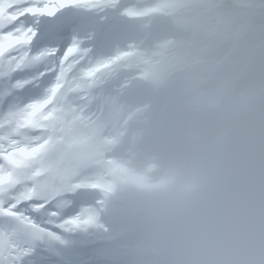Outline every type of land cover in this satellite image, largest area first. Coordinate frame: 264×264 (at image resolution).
<instances>
[{"label": "clouds", "instance_id": "1", "mask_svg": "<svg viewBox=\"0 0 264 264\" xmlns=\"http://www.w3.org/2000/svg\"><path fill=\"white\" fill-rule=\"evenodd\" d=\"M121 224L131 264H264V85L203 110Z\"/></svg>", "mask_w": 264, "mask_h": 264}, {"label": "bare ground", "instance_id": "2", "mask_svg": "<svg viewBox=\"0 0 264 264\" xmlns=\"http://www.w3.org/2000/svg\"><path fill=\"white\" fill-rule=\"evenodd\" d=\"M150 1V3H144V7H147L149 10L161 7L160 4L163 2V0ZM163 6L167 5L163 4ZM139 7L140 6H137V9ZM153 18L157 21L162 19L161 17ZM89 22H92L90 17ZM157 23L158 22L151 23L146 20L138 21L134 27L121 29L120 34L128 36L133 34L132 32H134V30L143 32L151 31V27L159 25ZM107 30L111 32L109 28ZM115 31L116 30L112 32ZM162 34L167 37L175 34V32L162 31ZM109 40L111 39L108 35L103 36L101 39L102 43L106 45H108ZM122 41L126 43L128 40L124 39ZM121 44V42H118V45ZM210 44L211 42L205 43L203 47H199L197 51L207 52L209 54L216 53L213 55L221 54L223 56L222 64L225 65H220V67L227 65L228 71L227 68L225 69L227 77H223L217 72L219 67L216 68L215 73L212 75L202 71L200 80L198 81L200 88L206 87L208 83H211L213 84V88H215L214 95H216L217 98H220L219 95H222L224 99L233 98L238 94L243 95L259 91L261 85H264V52L260 54L253 53L255 59L251 62L248 59V62L244 61L243 67H239L238 63L235 65L230 63V58L242 53L244 45L241 41L231 38L227 47L223 48L225 49L224 53H221V50L217 51L210 49ZM113 46L115 45L110 47L105 46L107 48L104 52L106 57L114 55V52L111 50ZM72 55L76 54H70L61 62L60 68L62 69V75L57 78V84L52 87L46 99H41L43 100L41 102L29 103L23 108H13L7 116L0 120H4L9 124H14L19 119H22L29 109L43 102H47L48 104L51 103V107L42 114H47L50 122L55 128V134L53 135L54 151L51 153L53 156L50 158H34L33 161H30L28 169L34 167L35 171L29 172L27 180L42 182L47 194L63 186H70L79 190H96L98 192L96 198L100 197L103 201L91 199L85 202L84 208L75 209L78 215L75 218L76 223L73 224L72 227L90 230L89 234H91L94 239L107 244H114L117 242L119 246H123L129 250L127 244L123 241V231L119 232L118 226H116L118 223L117 221H121V210L146 196L154 186L170 177L179 143L176 149H174V152H172V156L159 157L161 155L160 152L165 151V149L166 151H170L172 148V146H170L172 141L168 140L165 134L156 131L152 134V131L147 130L148 127L155 129L156 126L153 127V125H149L144 133L136 134L133 132L130 125L139 123L142 119L141 112L131 105L128 107L129 104H124L122 96L124 93L128 94L129 90H133L138 85L130 89L127 88V90L121 92L120 84L111 82V79H108L118 74L115 71L109 73L108 77H105V81L107 82L109 80V83L114 84V88H112L108 95L104 93L101 94L99 91L98 97L102 98L106 105L114 109L124 108V111L111 117L110 120L114 123L111 129L102 127L100 129L102 133L100 138L105 143H109L107 151L101 152L96 150L93 152L90 145L86 147V138L88 137L86 132L91 127H87L86 124H92L91 121H93L94 118L87 115L83 118L81 123L77 122L74 114L75 106L73 105V101L65 100L62 93L64 90H72V92L82 91L85 85L84 78L82 77L83 69L88 66L90 55H88L85 50H83L76 59H72ZM242 56L245 58L250 57L247 56L246 53H242ZM132 57L133 56L128 58L130 59ZM241 58L239 60H241ZM156 64L157 63H155V65ZM176 76H178V74L175 75V73L172 72L164 78V82L172 89V97L167 101L168 104L172 102L179 103V101H181L180 104H182L185 103V101H190L199 108V104L203 101V98L196 95V81H182L181 83H177L175 79ZM92 78L96 84H99L95 76ZM144 80L145 79H142L141 81ZM145 88L147 92H151V96H156V94L163 89L161 85H153L150 82L145 85ZM182 91L188 97L185 101L181 98H175V95L177 93L180 95ZM112 94L121 97V99H115L112 97ZM128 100L135 101L139 99L129 97ZM215 104H217V102L213 103V105ZM67 105H69V109L66 108ZM213 105L207 104L205 108L200 107V112L202 113L203 110ZM159 111L160 110L155 112V114ZM201 113H198V120ZM164 114V109H161L157 118L153 120L150 118V123L154 124V122H156L157 127H162L164 131H168L167 128L170 129V127L168 126L166 128L165 125L161 124ZM159 137L163 138L164 142H157V138ZM125 138L130 140L127 145ZM141 139L148 141L146 145V151L148 153L143 159L141 158L142 152L138 148ZM36 140H38V138L14 140L9 131H6L0 134V147H3L6 153L5 156L13 157L17 150H30V153H32V149L37 147V144H33L31 141ZM81 145L82 149L85 151L84 155L78 153L75 154L73 158L69 157V151H71L72 147ZM68 157L71 160L69 162H64V159ZM74 164L76 165L70 170V166ZM11 165L14 166L15 163L11 161ZM14 181H16L15 178L10 181L7 175L0 176V189L5 190V188L10 187V184ZM62 201L74 204L67 199ZM109 218L113 221H108Z\"/></svg>", "mask_w": 264, "mask_h": 264}, {"label": "snow or ice", "instance_id": "3", "mask_svg": "<svg viewBox=\"0 0 264 264\" xmlns=\"http://www.w3.org/2000/svg\"><path fill=\"white\" fill-rule=\"evenodd\" d=\"M87 11L86 0H0V117L46 99L61 62L70 54L76 59L89 38L100 39ZM5 155L0 147V176L17 186L0 189V264H131L126 248L73 228L75 205L50 199L42 182H26L34 167L6 169ZM29 190L31 199H21Z\"/></svg>", "mask_w": 264, "mask_h": 264}, {"label": "rangeland", "instance_id": "4", "mask_svg": "<svg viewBox=\"0 0 264 264\" xmlns=\"http://www.w3.org/2000/svg\"><path fill=\"white\" fill-rule=\"evenodd\" d=\"M125 1L126 0H93V1L90 0L89 2H87V0H86V3L96 4L97 6L101 7L98 11H106V10H109V9L110 10H114L115 9L116 11H120V13H121L120 16H119L120 13L115 14V15H118V17L116 18L117 21H120L121 19L127 20V19H131V18L139 19L141 17H146L148 12H150L149 9L148 8H144V6L142 7L141 10H134L135 12L139 11L136 14H131L129 11H121V9H119V8H120V6H122L124 4ZM142 1H146L145 3L150 2V0H142ZM107 2H111V5L114 2H118V4H117L116 8H113L111 5H107ZM103 3H106V4H103ZM192 3H202V4H204V1H202V0H187L186 2H183V1H180V0H163V2L160 4L161 7H159V9H153L155 11L153 13H151V14H157L158 13L161 16H163L164 18H166V20H167V17L172 19L174 15H171V14H173V12L175 10L179 9L181 7L180 6L181 4L184 5V6L187 4L186 6H188V4L191 5ZM237 3H239V2H237ZM244 3H242V5ZM163 4H166L167 6H163ZM237 6H238V8L240 7L239 4ZM242 7H246V9L241 10V12L244 15L247 14V13H252V15L256 18L257 21L259 20L260 17L264 16V0L254 1L253 3H247L246 5H243ZM205 8L206 9L203 8V10H200L199 12H202V13L212 12V13H209V14L213 15V19H211L210 22L206 23L209 26V28L212 29L215 25H218V24L221 23L223 29L221 30L219 35L222 38L224 37V34H223L224 33V29H228V28H230L231 31L236 32L237 34H239L241 39H242V41H243V43H244V48L242 49V53H246L247 56H250L249 58H245V57L242 56V53H241L238 56L231 57L230 58V63H232L233 65L238 63L239 67H243L244 61L248 62V59H249V61L251 62L252 60L255 59V57L253 56V53H256L257 51H264V37H263V35H264V27L262 28L263 25H262L261 22H257V23H253V24L249 25V22L244 21L243 25H242V20L236 19L235 23H234V26L227 27L226 26V22H227L226 19L228 17H226L224 23H222V17L225 18L224 14L227 12V9L225 10V9L221 8L216 3H211V4L207 5ZM234 8H236V7H234ZM189 12H192L194 14H198L199 13V12L196 13L193 9L188 10V13ZM197 16L200 17V18L203 17L202 14H199ZM111 17H114V15H112ZM102 18L104 19V18H106V16H102ZM149 19L150 18H148V20ZM152 19L153 18H151V20ZM176 21H177V18L174 19V21H172V22L176 23ZM186 21L187 20H184L181 23L188 24ZM223 24H224V26H223ZM134 26H136V25H134V23H132L131 27H134ZM251 26H252L253 30H252ZM252 32H257L256 34L258 36L253 37ZM133 33H134V35L136 37L142 35V32L135 31V30H134ZM204 34L205 33L202 32V35H204ZM254 38L256 40H254ZM89 39H93V38H89ZM258 40H261V42L257 44ZM134 44H135V46H138L137 42H134ZM215 46H216L215 44L210 45V48L211 47L215 48ZM91 47L92 46H88L85 49V51L88 52L89 51L88 49L91 48ZM218 49H221V53L225 52V49H222V48H218ZM130 52L135 53L134 51H132V49L130 47L125 45V48H118L116 50V52H115V55H113V56L105 57V55H102V56L95 57V58H98V60H94V58H91V60H90L91 65H89L84 70V74L91 75L92 72L98 68V65L100 63H102L100 65V67L101 66L106 67L108 64L112 63V61H114L116 63V65L113 67L114 70H123V69L129 68L133 64L134 65H138L137 64V60H135V56H134V59H125V57L127 55H133ZM136 52H142V51L138 50ZM154 54H157V53H155V50H152L149 55L143 56V57H148L149 56L148 60H151L152 62H155L156 60L151 58V56H153ZM135 55H136V53H135ZM193 55L196 56V57H198L200 55L201 56L204 55V57L199 59V61L205 63V65L201 66V69L203 71H206V73H211L214 70L215 64L221 65V62H223V56L221 54H220L221 56L220 55H208L205 52H203V53L202 52H198V53H195ZM240 58H241V60H239ZM169 61H170V58H168V63H169ZM151 67L154 68V70L148 71V68H151ZM148 68L144 69L143 67L140 66V67H137L136 69H135V67H133V68H131V70H132V73H134L133 76L136 79L137 78H142L143 76H146V77L149 76V77H152L154 79V81H155V79H156L155 78V74H157V78H158L160 72H163L166 69V65H161L160 68H159V66L158 67H154V66L151 65ZM201 69H200V71H201ZM225 72L226 71L223 68V70L221 72L223 77H227V74ZM181 80H178V81H181ZM124 84H126V83H124ZM214 90H215V88L212 87V89H211V87H210L208 90H206V91L203 90V91L206 94H208V96H209L208 98H209L210 101L216 102L217 101V96L214 95ZM149 95H151V94L149 93ZM121 231H123V229H121Z\"/></svg>", "mask_w": 264, "mask_h": 264}, {"label": "flooded vegetation", "instance_id": "5", "mask_svg": "<svg viewBox=\"0 0 264 264\" xmlns=\"http://www.w3.org/2000/svg\"><path fill=\"white\" fill-rule=\"evenodd\" d=\"M183 2H186L187 0H180ZM204 1V4H198V6L195 3H192L191 5L188 4V6H184L177 10L173 16V18L171 19V22L174 21V19L177 18L176 23L173 22L175 24V26L182 31V33L185 34L186 38L185 40L181 43V41H175L172 44V48H174V50H176L177 52H180L181 56H180V61L183 64L186 63H193V60L197 59L198 57L194 56L193 54L198 53V52H202V51H197V49L199 47H203V45L207 42H211L210 45L215 44V48L211 47L209 45L210 49L213 50H218V48H220L221 46L227 47V45L230 43V39H236L237 41H242L241 37L239 34H237L236 32H233L230 30V28L228 29H224V37L222 38L219 33L221 32L222 25L221 23L218 25H215L212 29L209 28V26L206 24L208 22L211 21V19H213V15H210L209 13L212 12H199L200 10L206 9L205 7L211 3H216L218 4L221 8L223 9H227V12L224 14L225 18L222 17V23H224L226 17H228L226 19V26L227 27H232L234 26L235 20L236 19H240L242 20V25L244 21L249 22V25L253 24V23H257V22H261L262 23V28L264 27V16L260 17L259 20L257 21L256 18L252 15V13H247V14H243L241 12V10L246 9V7H242L243 5H246L247 3H253L254 1H260V0H202ZM239 2V3H237ZM245 2V3H244ZM242 3H244L242 5ZM239 4V8L238 5ZM236 7V8H234ZM193 9L196 13L199 12L198 14H194L192 12L188 13V10ZM238 9V10H237ZM204 12V11H203ZM202 14L203 17L200 18L197 15ZM187 20L186 22L188 24H183L181 23L182 21ZM224 26V24H223ZM252 28V26H251ZM253 30V28H252ZM202 32H204L205 34L202 35ZM257 32H252L253 37L258 36L256 34ZM264 37V35H263ZM212 38V40H211ZM211 40V41H210ZM224 40L226 41L224 43ZM254 40H256L254 38ZM262 40V39H261ZM261 40H258L257 44L261 42ZM224 43V44H223ZM194 44H197V48L194 49L193 51H191V49L189 50V46L192 48V46ZM218 44V45H217ZM244 45V43H243ZM264 51H257V54L263 53ZM203 53V52H202ZM207 53V52H206ZM216 54V53H213ZM213 54H209L208 55H213ZM189 66H193V65H189ZM196 95H198V92H196ZM195 95V96H196ZM209 97V96H208ZM204 105V101H202L199 104V107H202Z\"/></svg>", "mask_w": 264, "mask_h": 264}]
</instances>
